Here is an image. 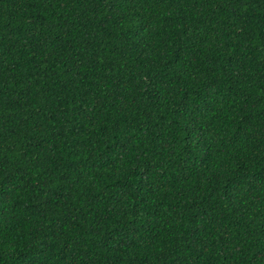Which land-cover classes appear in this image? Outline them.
Masks as SVG:
<instances>
[{"label": "trees", "instance_id": "obj_1", "mask_svg": "<svg viewBox=\"0 0 264 264\" xmlns=\"http://www.w3.org/2000/svg\"><path fill=\"white\" fill-rule=\"evenodd\" d=\"M0 264H264V0H0Z\"/></svg>", "mask_w": 264, "mask_h": 264}]
</instances>
